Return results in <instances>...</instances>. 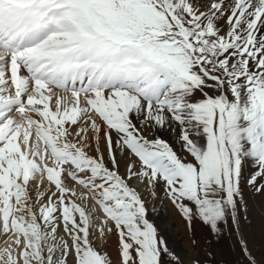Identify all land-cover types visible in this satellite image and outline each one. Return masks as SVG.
Returning <instances> with one entry per match:
<instances>
[{"label":"snow or ice","instance_id":"snow-or-ice-1","mask_svg":"<svg viewBox=\"0 0 264 264\" xmlns=\"http://www.w3.org/2000/svg\"><path fill=\"white\" fill-rule=\"evenodd\" d=\"M0 264H264V0H0Z\"/></svg>","mask_w":264,"mask_h":264}]
</instances>
